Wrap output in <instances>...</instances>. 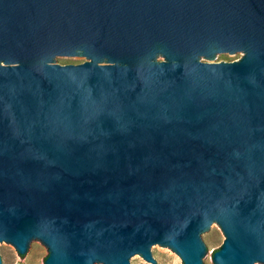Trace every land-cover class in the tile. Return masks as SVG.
<instances>
[{
    "label": "water",
    "instance_id": "95a60500",
    "mask_svg": "<svg viewBox=\"0 0 264 264\" xmlns=\"http://www.w3.org/2000/svg\"><path fill=\"white\" fill-rule=\"evenodd\" d=\"M217 227L264 264V0H0V248L211 264Z\"/></svg>",
    "mask_w": 264,
    "mask_h": 264
},
{
    "label": "rangeland",
    "instance_id": "374dc122",
    "mask_svg": "<svg viewBox=\"0 0 264 264\" xmlns=\"http://www.w3.org/2000/svg\"><path fill=\"white\" fill-rule=\"evenodd\" d=\"M241 57L223 58L218 62L240 61ZM212 62V61H210ZM214 248L211 264H216L214 255L220 251L225 243L224 231L221 227H217L209 237ZM7 264H47L49 258L47 245H38L31 258L25 254H21L15 245L0 248ZM158 261L160 264H185L183 258L169 249H158ZM137 264H145L137 260Z\"/></svg>",
    "mask_w": 264,
    "mask_h": 264
}]
</instances>
